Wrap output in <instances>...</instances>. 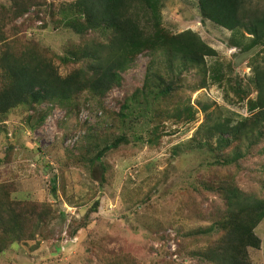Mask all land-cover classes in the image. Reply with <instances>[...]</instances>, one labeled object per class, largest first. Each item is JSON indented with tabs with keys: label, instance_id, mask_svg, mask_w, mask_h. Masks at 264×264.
<instances>
[{
	"label": "trees",
	"instance_id": "1",
	"mask_svg": "<svg viewBox=\"0 0 264 264\" xmlns=\"http://www.w3.org/2000/svg\"><path fill=\"white\" fill-rule=\"evenodd\" d=\"M45 5L51 8L52 17H59L58 23L80 36V41L70 42L64 55H56L38 41L9 30L11 25L15 28L19 17L41 21L40 12H47ZM161 7V0L1 3L0 123L15 109L26 106L25 113L37 110L36 121L31 114L25 118V123L35 129L44 124L55 107L68 111L79 107V98L86 92L98 101L99 109L107 111L102 99L121 85L123 73L138 56L148 55L142 85L112 111L108 133L94 141L95 153L81 158L88 166L97 163L103 180L107 153L130 144L158 147L165 123L195 122L198 110L191 103L192 94L216 84L230 104L245 102L249 114L224 113L218 104L201 103L204 120L186 148L207 154L210 159L198 168L211 170L212 176L209 180L197 177L186 187L176 211L181 218L208 224L179 228V252L197 264H253L249 248L260 247L255 228L264 219V160L260 166L248 167V189L239 185L237 173L252 157H264V0H198L200 21L231 31L228 46L238 54L260 44L261 48L247 58V79L235 73L234 64H225L197 31L188 28L175 33L167 29ZM46 26L45 21L37 25L41 29ZM55 58L63 66L76 67L62 75ZM11 185L0 184V255L15 243L35 240L42 229L51 226L56 214L47 204L15 199ZM209 199L212 201L204 206ZM86 219L88 214L82 228ZM76 228L73 233L80 227ZM111 264L139 263L126 256ZM158 264L191 263L164 258Z\"/></svg>",
	"mask_w": 264,
	"mask_h": 264
},
{
	"label": "rangeland",
	"instance_id": "2",
	"mask_svg": "<svg viewBox=\"0 0 264 264\" xmlns=\"http://www.w3.org/2000/svg\"><path fill=\"white\" fill-rule=\"evenodd\" d=\"M60 1L47 0L56 5ZM5 2L0 0V4ZM161 3L162 21L167 29L175 33L188 28L197 31L218 51L225 64H234L235 73L247 79L248 59L237 64L240 54L228 46L231 31L201 22L198 0H161ZM44 7L47 12H40L41 21L34 23L26 16L19 17L15 28L11 25L9 30L38 41L56 55H64L70 42L80 41V36L58 23L59 17L51 16L48 5ZM43 21L46 28H38ZM149 60L148 55H140L123 73L121 85L102 99L107 111L99 109L98 101L86 92L79 98V107L70 111L55 107L44 124L35 129L25 123V118L31 114L36 121L37 110L25 113L26 106L15 109L0 123V184L13 183L12 197L47 204L56 212L49 228L42 229L33 241L10 246L0 255V264H111L126 256L135 258L139 264H158L164 258L197 264L179 252L177 230L208 223L181 218L176 210L186 187L197 177L211 179L212 171L198 168L201 162L210 159L206 153L186 146L204 120L201 103L213 102L224 113L247 116L245 102L230 104L223 90L211 85L191 96V103L198 110L196 121L189 124L167 121L158 147L130 144L107 153L103 159L107 169L103 180L97 163L88 166L81 159L95 153L94 141L108 133L112 111L142 85ZM54 63L62 75L76 67L63 66L56 58ZM262 159L263 156H255L243 164V170L237 173L241 187H248L245 177L248 167L260 166ZM211 201L207 200L204 206ZM86 214L87 223L82 228ZM77 226L81 229L73 233ZM255 233L261 245L258 249L249 248V255L253 264H264V219Z\"/></svg>",
	"mask_w": 264,
	"mask_h": 264
},
{
	"label": "water",
	"instance_id": "3",
	"mask_svg": "<svg viewBox=\"0 0 264 264\" xmlns=\"http://www.w3.org/2000/svg\"><path fill=\"white\" fill-rule=\"evenodd\" d=\"M259 48H260V44L256 45L255 47H253V48L250 49L249 51H246V52H244V53H241V54L238 56V58H237V60H236V63L238 64V63H240L243 59H246V58H248V57L254 55V54L257 52V50H258Z\"/></svg>",
	"mask_w": 264,
	"mask_h": 264
}]
</instances>
